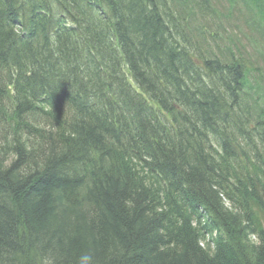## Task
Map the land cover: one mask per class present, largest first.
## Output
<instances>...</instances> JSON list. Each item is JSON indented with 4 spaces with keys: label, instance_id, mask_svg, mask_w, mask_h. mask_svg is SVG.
<instances>
[{
    "label": "trees",
    "instance_id": "16d2710c",
    "mask_svg": "<svg viewBox=\"0 0 264 264\" xmlns=\"http://www.w3.org/2000/svg\"><path fill=\"white\" fill-rule=\"evenodd\" d=\"M176 9L0 0V264H264L256 105Z\"/></svg>",
    "mask_w": 264,
    "mask_h": 264
},
{
    "label": "rangeland",
    "instance_id": "374dc122",
    "mask_svg": "<svg viewBox=\"0 0 264 264\" xmlns=\"http://www.w3.org/2000/svg\"><path fill=\"white\" fill-rule=\"evenodd\" d=\"M171 5L176 13L179 6L186 9L183 17L201 50H209V55L223 61H229L231 56L238 61L243 70V89L252 94L254 111L264 117V14L258 11L259 3L171 0Z\"/></svg>",
    "mask_w": 264,
    "mask_h": 264
},
{
    "label": "bare ground",
    "instance_id": "6f19581e",
    "mask_svg": "<svg viewBox=\"0 0 264 264\" xmlns=\"http://www.w3.org/2000/svg\"><path fill=\"white\" fill-rule=\"evenodd\" d=\"M258 11L261 13V12H264V4L262 5V6H259V8H258ZM0 70H1V67H0ZM45 90H47L46 88H45ZM142 93H145L144 91H142L141 90V100H143V101H145V100H147L146 99V96L144 95H142ZM147 96H148V94L147 93H145ZM115 99V98H114ZM116 103V102H115ZM253 117H254V121H258L262 126H263V130H262V138H258L257 139V141H256V151H257V153L260 155V157L261 158H263L264 159V117L260 114V113H258V112H253ZM252 122V121H251ZM216 126V125H215ZM250 126L251 127H255V125H254V122H252L251 124H250ZM119 127V124H117V128ZM212 237L214 238L215 237V235H212Z\"/></svg>",
    "mask_w": 264,
    "mask_h": 264
},
{
    "label": "clouds",
    "instance_id": "9594fccd",
    "mask_svg": "<svg viewBox=\"0 0 264 264\" xmlns=\"http://www.w3.org/2000/svg\"><path fill=\"white\" fill-rule=\"evenodd\" d=\"M79 264H94L93 257L91 255H82L79 258Z\"/></svg>",
    "mask_w": 264,
    "mask_h": 264
}]
</instances>
